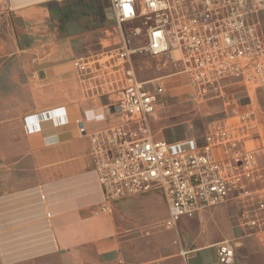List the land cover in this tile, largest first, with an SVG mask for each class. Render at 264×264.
I'll use <instances>...</instances> for the list:
<instances>
[{"label":"crops","instance_id":"0c3cea01","mask_svg":"<svg viewBox=\"0 0 264 264\" xmlns=\"http://www.w3.org/2000/svg\"><path fill=\"white\" fill-rule=\"evenodd\" d=\"M120 40L110 0H0V88H11L0 98V125L16 121L24 144L22 152L0 154V264H148L159 258L150 259L152 239L141 232L149 223L129 214L144 198L98 211L103 193L90 137L77 126L81 120L93 132L120 122L116 101L124 68L94 75L79 64L81 56ZM171 59L177 70L139 80L164 82L161 100H192L181 62ZM243 86L239 80L230 83L233 100L221 118L250 107ZM61 112L69 123L57 133H26L27 117L32 123L35 116ZM258 119L259 133L248 143L259 149L260 179L238 199L203 210L193 220L181 218L173 230V250L161 252L167 263L223 264L218 243L228 240L236 250L232 264H264V111ZM170 129L178 127L167 126L157 136L162 139L161 132ZM5 149L0 143V152ZM257 217L260 223L253 226Z\"/></svg>","mask_w":264,"mask_h":264},{"label":"built area","instance_id":"2783aa9c","mask_svg":"<svg viewBox=\"0 0 264 264\" xmlns=\"http://www.w3.org/2000/svg\"><path fill=\"white\" fill-rule=\"evenodd\" d=\"M110 6L122 40L79 58L84 73L107 74L119 67L125 71L116 101L120 122L93 132L83 121L77 122L78 130L90 137L103 193L98 211L159 191L168 205L161 225L175 229L181 218L238 199L260 179L259 149L248 143L259 133L258 111L251 106L238 115L210 120L199 140L161 139L150 116L165 83L139 80L134 56L174 58L189 78L192 100L222 98L229 103L228 86L233 80L248 90L264 85V0H110ZM138 38L145 42L136 44ZM30 118L26 133L40 131L44 136L69 123L64 112L45 119L35 116L32 123ZM178 144L187 147L173 149ZM258 219L251 224L256 226ZM218 257L221 263L232 264L234 244L218 243Z\"/></svg>","mask_w":264,"mask_h":264},{"label":"rangeland","instance_id":"374dc122","mask_svg":"<svg viewBox=\"0 0 264 264\" xmlns=\"http://www.w3.org/2000/svg\"><path fill=\"white\" fill-rule=\"evenodd\" d=\"M109 4V0H106ZM261 24L264 28V11L261 13ZM128 27V26H124ZM140 45L144 43V39L138 38L135 41ZM134 65L136 68L137 77L141 80L157 77L159 75L171 73L179 68V64H176L169 56L154 57L143 53H138L134 58ZM233 80L232 82L236 81ZM242 88V86H241ZM245 93L248 95L246 98L250 107H254L258 112L264 111V85L257 87H250ZM243 90V89H242ZM11 92L10 87L0 88V98H6L5 96ZM232 91H229L231 95ZM233 98H228L227 101H232ZM225 102L221 98L218 100H188L186 98L182 100L168 101L160 100V103L156 111L150 116L153 129L160 135V131L170 125H176L178 129H170L161 132L162 139L174 143L180 139L196 138L199 140L205 133L207 123L210 120L221 118L225 115ZM2 104H0L1 111ZM1 121V120H0ZM0 125V143L6 149L1 151L0 154H11L22 152L24 149L23 141L20 139L16 121L13 119L4 120ZM22 132V128H21ZM180 133V134H179ZM185 144H178L173 149L181 150L186 148ZM146 193L140 198L143 199L142 203L132 206L130 209V217L141 223H149L144 228H141L144 236L150 237L152 241L149 242V256L156 257L153 262L148 264H176L167 263L163 255H167L171 252L172 246L175 245L174 229H166L162 227L161 222L166 217L165 202L162 195L157 193ZM195 217H186V219L193 220ZM151 222V223H150ZM183 237V235H182Z\"/></svg>","mask_w":264,"mask_h":264}]
</instances>
